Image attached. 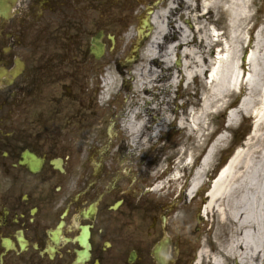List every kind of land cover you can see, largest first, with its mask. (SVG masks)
Instances as JSON below:
<instances>
[{
	"label": "flooded vegetation",
	"instance_id": "obj_1",
	"mask_svg": "<svg viewBox=\"0 0 264 264\" xmlns=\"http://www.w3.org/2000/svg\"><path fill=\"white\" fill-rule=\"evenodd\" d=\"M0 3V264H159L158 245L181 264L171 184L153 194L170 172L162 156L112 157L106 102L167 0Z\"/></svg>",
	"mask_w": 264,
	"mask_h": 264
},
{
	"label": "bare ground",
	"instance_id": "obj_2",
	"mask_svg": "<svg viewBox=\"0 0 264 264\" xmlns=\"http://www.w3.org/2000/svg\"><path fill=\"white\" fill-rule=\"evenodd\" d=\"M204 1L200 5L203 11L217 10L219 0ZM228 4V38L222 39V50L218 51L211 61L208 53H213L218 38L212 39L210 30L202 32L203 36L195 35L192 41H188L189 35L184 33L182 39L183 43H190L184 50L188 62L184 63L181 72L185 82L192 84L195 79L200 80L206 72L209 74L208 77L206 75L208 92L205 97L201 93L198 98L202 97V103L191 97V111L188 112L187 118L179 120L181 127L187 122L191 132L196 133L200 142L198 148L202 147L205 124L211 110L223 109L226 100L234 95L237 88L245 91L248 104L245 107L243 103H239L237 111L230 113L226 124L230 128L239 113L254 117L257 122L252 138L260 140L264 146V133L260 136L257 133L258 127L264 132V20L254 13L253 9L258 6L256 0H228ZM201 15L204 13L201 12ZM201 19L203 27L200 29L215 21V18L206 19L204 16L198 20ZM215 36L219 35L216 33ZM172 51L173 47H170L169 55ZM245 51L247 55L244 59L241 53ZM209 61L212 62L210 70ZM192 107L197 109L193 110ZM131 124L130 121L129 128ZM224 140L225 136H221L210 147L191 178L187 198L192 202L196 192L206 185L205 175ZM261 151L262 153L256 150V154L258 153L264 164V149ZM239 155L237 152L220 176L212 182L203 214L217 216L219 229L212 234L211 241L207 242L210 249L206 247L199 253L197 264H264V173L252 174V177L248 175L247 179L240 176ZM188 163L191 165L192 160ZM245 180L248 181L247 192L242 197L234 198L239 192L238 184L243 185Z\"/></svg>",
	"mask_w": 264,
	"mask_h": 264
},
{
	"label": "rangeland",
	"instance_id": "obj_3",
	"mask_svg": "<svg viewBox=\"0 0 264 264\" xmlns=\"http://www.w3.org/2000/svg\"><path fill=\"white\" fill-rule=\"evenodd\" d=\"M256 1H257L258 6H257V8L253 9L254 13H257L258 18L262 17V19L264 20V1H262V0H256ZM197 2H198V0H197ZM226 2H228V0H221L222 5H224V3H226ZM192 4H196V2L191 1V6H192ZM189 6H190V4H189ZM223 8H224V6H223ZM221 11H223V10H221ZM190 13H192V15H191L192 23L193 22L196 23V21H195L196 12H192V9L186 12V14L188 16L190 15ZM221 15H222L221 16L222 23L219 24L220 28H218V29L222 30L224 32V37L226 38L228 35L227 34L228 33L227 22H228L229 14H228V12L226 13L224 10V13H222ZM207 17L210 18V16H207ZM246 52L247 51H245L243 53L246 55ZM243 53H241V57H243ZM190 91H191V94L185 92V94H187L185 99L178 101L173 96V97L165 100V102L168 103L167 106L159 107V108L173 109L174 101H177L179 103V105L181 104V106H182L184 104V102L189 103L188 100L190 97L199 96L200 91L203 92L204 97H205L208 90L204 84V79H201L200 82L195 81L194 84L191 85ZM134 99L136 101L139 100V96H134ZM150 100H151V98H150ZM151 102H153V101L151 100ZM200 103H202V101ZM239 103H243L245 107L248 104V96L246 95L245 91L242 89H238V92L234 93L233 96H231L229 99L226 100V104L224 105L223 109H218V111H220V112L217 111V113L209 115V117L206 120V124H205V126L207 127L206 134L210 133V131H213V130H216L217 133H219V132H221V130L226 129L227 131H230L232 134L234 133L233 141H235V145H233L235 147L232 148L230 153H226V150L223 152L222 151L223 147H220V151L217 152V155L214 158L212 166L208 168L207 177H206L208 180V183L214 178V176H213V178L210 180V178H211L210 173L212 172V170H214V168H218L217 164H219L218 162H219L220 158L223 156V153L226 156H231L234 152H236V151L239 152V154H240L239 159L241 161L239 164L238 173L240 176L246 177V179H247L248 175H251V177H252V174H256V173L261 174V172L264 173V164L259 159L258 153L256 154V150L257 151L259 150L262 153L261 149H264V146L262 145L260 140L257 141L256 139L252 138V136L255 133L257 120H255L254 117H252V116H245L242 113L241 114L239 113L236 115V120L230 128H227L225 126L226 125L227 112L235 110ZM160 104L162 105V103L157 104V102H156L152 107L157 109ZM192 109L195 110V109H197V107H192ZM188 110H189V108H188ZM259 110H260V107H258L257 111H259ZM178 113H182V112H178ZM170 114H171V112L169 111V115ZM164 115H166V113H162V117H161L162 121L164 120ZM244 123H245V126L243 127V131L240 133L239 132L237 133L236 130L239 129L242 124L244 125ZM122 126H123V123H122L121 127H118V130H119L118 136H121V133H123ZM124 126H125V123H124ZM244 128L248 129L245 133H244ZM257 133L260 136L264 132L259 130V127H258ZM208 138L206 139L207 141H205L206 144H207V142H211V140H209ZM261 138L262 137H260V139ZM122 139L123 138L119 139L118 142H116V144H119L120 141H122ZM228 140H229V138H227V140H225L223 142V144L228 143ZM195 144H197V140H196ZM192 145H190L189 153H190V156L192 158V161L195 162V163H193L194 167H195L196 161L199 158H201V156L203 155L207 145L203 144V146L201 148H198V146L192 147ZM186 172H188V171H186ZM237 188H238L239 192H238V195H235L234 198L242 197L244 195V193L247 192L248 181L245 180L243 182V185L238 184ZM181 206L182 207L184 206L183 202L181 203ZM197 206H198V203L195 204V207L193 208L192 211H191L192 208L191 209L186 208L189 210V213L192 215V217L189 218L187 216V218H188L187 221H184L183 219H182L183 222L180 221V231H179V232H185V233H182L183 236H181V234H180V239L184 238L185 241H189L190 243L192 242V246H194V253H195L194 254V261L196 260V255H197L198 251L200 253L202 251V249H204L206 247H208V249H210V247H209L210 244L207 242L211 241L212 234L215 233L219 229V221L217 219V216L212 217V216H207L206 214H204V216H205L204 222H201L200 219L198 218V216H195ZM182 207H179V208L182 209ZM175 221L176 220L174 218V222ZM182 224H183V226H184V224L185 225L187 224L188 225L187 228H183ZM188 234H189V236H188ZM225 238H226V236H225Z\"/></svg>",
	"mask_w": 264,
	"mask_h": 264
}]
</instances>
